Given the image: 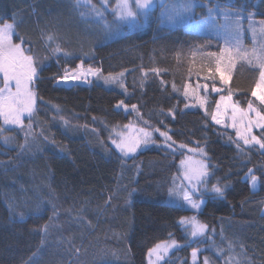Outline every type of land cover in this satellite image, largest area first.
<instances>
[{"label": "trees", "instance_id": "obj_1", "mask_svg": "<svg viewBox=\"0 0 264 264\" xmlns=\"http://www.w3.org/2000/svg\"><path fill=\"white\" fill-rule=\"evenodd\" d=\"M203 1L264 20V0ZM92 3L104 12L111 30L75 0H0V23L16 25L13 42L23 38V46L43 60L27 147L21 148L26 127L7 131L14 137L12 145L0 141V264H146L148 249L170 239L180 247L162 264H190L196 249L199 264L205 256L210 264H264V150L251 148L243 156L228 139L235 140L234 132L217 128L205 109H185L192 100L172 88L173 83L195 88V81L206 82L203 72L196 74L207 62L201 53L217 52L221 44L188 27L207 16L166 26L162 3L140 25L128 27L116 21L114 0L107 7L101 0ZM48 35L53 41L46 42ZM57 45L62 51H53ZM196 49L197 67H192ZM81 60L104 75L123 73L127 92L97 78L88 86H56L53 77L77 68ZM257 78L250 66L236 64L229 86L241 107L253 99L249 90ZM216 86L222 87L218 77ZM221 94L227 95V89ZM221 94L207 93L209 112ZM200 95H205L202 89ZM120 100L136 104L143 120L135 111L116 109ZM143 121L149 122V130L168 131L176 145L203 148L212 172L209 188L219 179L227 185L224 196L194 197L203 200L199 212L178 201L168 204V189L180 175L184 154L167 150L155 136L154 146L125 157L111 141L114 128L130 122L146 127ZM254 133L261 135V130ZM249 168L260 177L257 191L245 179ZM192 216L215 231L192 238L179 224L181 217ZM50 221L47 236L34 231Z\"/></svg>", "mask_w": 264, "mask_h": 264}, {"label": "snow or ice", "instance_id": "obj_2", "mask_svg": "<svg viewBox=\"0 0 264 264\" xmlns=\"http://www.w3.org/2000/svg\"><path fill=\"white\" fill-rule=\"evenodd\" d=\"M101 2L104 5H108L109 0H101ZM75 3L77 6L89 7L95 17L103 22L104 27L111 30V25L104 19V12L96 8L92 0H75ZM153 4L154 0H116L112 13L117 22L133 24L138 21L141 15L146 16L147 10ZM194 9L195 4L193 0H181L179 4L172 3L168 7V19L172 22H178L186 14L192 13ZM213 12L214 9L209 7L207 20L210 25L223 30L224 46L217 52L201 53V55L206 56L208 59L207 62H203L198 66L196 74L199 76L200 72H203L204 80L212 82V92L223 93L226 88L227 95L221 94L219 100L215 102V109L209 112L207 108L209 84L207 82L203 84L197 82L195 88L190 83H184L182 88H177V85L173 83L172 88L175 91H182L183 95L190 100L195 99L199 107L204 108L206 115L210 116L211 120L217 125L235 129L237 139L233 140L231 136L228 139L232 140L238 149H240V142L242 141L244 145H258L260 149L264 150V20L259 21L258 28L251 22L249 23L253 44L249 48L243 43L244 27L241 22V14L239 12L232 13L224 10V22L220 23L218 17L213 15ZM14 35H17L15 23H0V121H2L0 123V133L6 130L5 126H15L20 129H25L26 127L25 144L21 145L23 149L27 147L28 136L33 134L31 118L36 112L37 93L35 87L36 81L40 78L38 68L42 65L43 60L32 54L33 50L30 47L26 48L23 46V38H20L19 43H14ZM257 36H259V40H257ZM53 39L52 35H48L46 42H51ZM53 51L60 52L62 49L57 45ZM198 51L199 49H196L191 52V56L193 57L192 67H197L194 63V58ZM65 54L67 55V53ZM46 58L44 57L43 59ZM238 62H243L258 72V78L249 90L253 99L247 101L246 108L241 107L239 101L233 100V89L229 86L232 72ZM192 67L189 68V74L192 73ZM153 71L158 74L160 70L153 69ZM89 76L103 80L105 84H116L127 92V88L121 79L123 73H108L104 75L102 69L99 67H93L92 65L85 67L83 60H81L77 68H65L62 74L55 75L53 79L58 84L80 80L91 83L87 79ZM217 77L222 87L216 86ZM200 89L204 90L205 95H200ZM115 107L117 109L123 108L126 111L131 108L143 120L136 104L129 105L124 100H120ZM184 107L188 108L190 105L185 103ZM169 112L174 117L171 109ZM25 116L29 119L27 125L24 122ZM226 118L230 123L226 122ZM64 123L68 124V121L65 120ZM143 123L146 127H138L131 122L124 125L123 127L128 131L119 132L117 133V139H112V143L125 156L135 153L141 145L155 143L153 132H158L164 138V145L167 148L171 149L176 144V141L173 140L168 131H161L160 128L155 126H151V130H149V127H147L149 122L143 121ZM254 129L261 130V135H256L253 131ZM41 135H43V129L41 130ZM3 139L7 144L12 138L5 136ZM44 139H47V137H44ZM186 147L187 145L185 144H179L180 149ZM189 151L199 152L200 155L207 157V153L203 148L189 149ZM180 166L183 170L182 174L173 178L172 186L168 189V195L174 201H178L182 205L187 204L192 209L198 211L203 200L197 201L193 199V196L200 192L201 188L211 191L217 197L222 198L224 196L227 185H222L219 179L209 188V178L212 176V172L206 160H193L191 157H186L180 161ZM262 168H264V165H262ZM245 179L251 184L253 189L260 183V177L255 174V170L252 168L248 169ZM110 199L111 197H109ZM20 219H24L23 213H20ZM50 224L51 221L49 224H44L34 229V231L42 232L47 236ZM179 224L184 226L188 235L193 238L206 237L209 231H215L214 229L210 230L209 226L206 223L200 222L196 216L181 217ZM171 236L172 234L169 233V237ZM179 246L178 241L175 239L156 243L152 248L148 249L149 264H159V262L164 261L171 249ZM76 251L79 252V249ZM199 251V249H196L192 252L193 260L196 259ZM36 255V252L32 254L33 257ZM29 260H32V257H29ZM25 264H28V262H25ZM203 264H210L207 256L204 257Z\"/></svg>", "mask_w": 264, "mask_h": 264}, {"label": "rangeland", "instance_id": "obj_3", "mask_svg": "<svg viewBox=\"0 0 264 264\" xmlns=\"http://www.w3.org/2000/svg\"><path fill=\"white\" fill-rule=\"evenodd\" d=\"M115 2H116V0H114V3H113V5L114 6H112L113 8L115 7ZM193 2H194V4H195V9H194V11L192 12V13H190V14H186L181 20H179L178 22H172V21H169V19H168V22H165V24H166V26H174L173 24H176V23H186L190 18H193L194 16H201L202 14H205L207 17H208V8L209 7H211V8H213L214 9V12H213V15L214 16H223V12H224V9L222 10V9H219V8H217L215 5H214V7L213 6H211V5H209L207 2H204L203 0H193ZM162 3L163 4H165V7L163 8V12H165L166 14V16H168V7H170L171 6V4L172 3H176V4H179V3H181V0H154V4H153V6L149 9V10H147V14L151 11V10H153L154 8H156L157 6H160V5H162ZM104 7H107L108 5H104V4H102ZM229 12H232V13H235V11H233V10H228ZM207 17H205V18H201L200 20H198V21H196V22H194V23H192V24H190L189 25V27H188V30L190 31V32H192V33H195V34H198V35H201V36H205V37H209V38H213V40L214 39H216V40H218V41H220V44H221V48H223V46H224V42H223V30L222 29H217V28H215L214 26H212V25H210L209 24V22H208V20H207ZM241 17H242V24H243V27H244V32H243V43L247 46V47H249V48H251L252 46H253V44H252V36H251V31H250V29H249V23L251 22L254 26H256L257 28L259 27V21H261V20H255L254 21V19H250V18H248V16L246 15V14H242L241 13ZM146 18V16L145 15H141L140 17H139V19H138V21L137 22H135V23H133V24H130V23H127V22H121L122 24H125V25H127L128 27L129 26H134V25H140V22H141V20H144ZM218 19H219V22L220 23H223L224 21H223V17H218ZM257 40H259V36H257ZM207 59L208 58H206V60L205 61H207ZM85 67H87V66H85ZM201 77V79H203L204 80V75H201L200 76ZM95 77H92V76H89L87 79L88 80H93ZM219 79V78H218ZM77 84H79V85H82V86H88L90 83H88L87 81H85V80H80V81H75ZM198 81H195V85L194 86H196V83H197ZM206 82H211V81H206ZM209 86H211V85H209ZM194 88V87H193ZM201 90V89H200ZM202 91L204 92V90L202 89ZM205 93V92H204ZM207 93H212V94H219V93H215V92H212V90H211V88L209 87L208 88V92ZM221 94V93H220ZM192 101H190L188 104L190 105V107H188V108H185V109H194V108H196V107H198V108H201V107H199V105L196 103V101H195V99H191ZM219 100V99H218ZM36 104H37V100H36ZM192 105H195V106H192ZM117 109V108H116ZM201 109H204V108H201ZM118 110H123V112H128V111H131V108H129L127 111L126 110H124L123 108H120V109H118ZM133 111V110H132ZM28 117L27 116H25V119H27ZM213 122V124H215L216 126H217V128H222V129H225V130H229V131H232V132H234V134H235V129H233V128H231V127H228V128H225L223 125H217L214 121H212ZM226 122H229L230 123V121H227V118H226ZM0 123H2V121H0ZM134 124V123H133ZM135 125V124H134ZM5 128H6V130L3 132V133H0V141H1V143L3 144V145H6V146H9V145H12V141L14 140V137H13V135H11V134H9V133H7V131H9V130H12V129H20V128H17V127H15V126H5ZM254 130H257V129H254ZM253 130V131H254ZM128 130L127 129H125L124 127H117V128H114L113 130H112V135H113V139H117V133H119V132H127ZM5 136H7V137H10V138H12L11 139V141L9 142V143H5L4 142V139H3V137H5ZM155 136H158L159 138H160V143H161V145L164 147V148H166L167 150H169V151H172V152H175V153H178V152H182L184 155H183V158L182 159H185L186 157H191L193 160H201V159H204V160H206L207 161V157H204V156H202V155H200V153L199 152H192V151H189V148H184V149H180L179 148V145H173V147L170 149V148H167L165 145H164V138L162 137V136H160L159 135V133L158 132H153V139L155 138ZM235 139H237L236 138V136L234 137ZM112 141V140H111ZM113 144V143H112ZM156 143H153V144H148V145H141V147L139 148V149H137V151L135 152V153H130L129 155H127V156H125L123 153H121L120 152V150L119 149H117L116 148V146L114 145V148L116 149V151L119 153V154H121V155H123V156H125V157H130V156H133V155H135V154H137V152H139V151H142V150H144V149H146V148H149V147H151V146H154ZM240 149H239V151H240V153L244 156H247L248 155V153H250V151H248V150H250L251 148H255V147H258L259 148V146L258 145H255V146H253V145H244L243 144V142L241 141L240 142ZM241 149H243V151H241ZM182 168H181V166H180V164H179V172H180V175L182 174ZM186 183V182H185ZM249 185H250V190H252V191H257L258 190V188H259V183H258V185H257V187L255 188V189H253L252 188V186H251V184L249 183ZM203 193H206V194H214V193H212L211 191H206V190H204L203 188H201V191L200 192H198V193H196L194 196H193V199H195L194 197H198V196H201ZM215 195V194H214ZM196 200V199H195ZM199 200H201V199H197V201H199ZM168 204H171V205H178V202L177 201H174L173 199H171V198H168ZM202 205H203V203L201 204V206H200V209L197 211V210H195V209H192L190 206H188L187 204H184V207H185V209H187V210H190V211H194V212H199L200 210H201V208H202ZM262 214L264 215V207H263V210H262ZM184 227V226H183ZM185 228V227H184ZM193 238V237H192ZM180 247V246H179ZM179 247H177V248H173V249H171L170 250V252L168 253V255L165 257V259H164V261L165 260H167L168 258H169V256L175 251V250H177V249H179ZM198 255H199V252H198V254H197V257H196V259L195 260H193V257H192V254H191V259H190V264H199L200 262H199V258H198ZM154 259V258H153ZM164 261H161V262H159V264H162ZM146 264H149V258H148V254H147V258H146ZM177 264H182L181 263V261H179Z\"/></svg>", "mask_w": 264, "mask_h": 264}, {"label": "water", "instance_id": "obj_4", "mask_svg": "<svg viewBox=\"0 0 264 264\" xmlns=\"http://www.w3.org/2000/svg\"><path fill=\"white\" fill-rule=\"evenodd\" d=\"M55 85L58 87L70 88L72 86H75L76 82L75 81H68V82H61L59 84L55 82Z\"/></svg>", "mask_w": 264, "mask_h": 264}]
</instances>
